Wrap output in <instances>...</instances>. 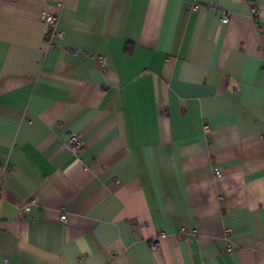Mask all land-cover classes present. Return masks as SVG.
I'll return each mask as SVG.
<instances>
[{
    "label": "crops",
    "instance_id": "obj_1",
    "mask_svg": "<svg viewBox=\"0 0 264 264\" xmlns=\"http://www.w3.org/2000/svg\"><path fill=\"white\" fill-rule=\"evenodd\" d=\"M0 264H264V0H0Z\"/></svg>",
    "mask_w": 264,
    "mask_h": 264
},
{
    "label": "built area",
    "instance_id": "obj_2",
    "mask_svg": "<svg viewBox=\"0 0 264 264\" xmlns=\"http://www.w3.org/2000/svg\"><path fill=\"white\" fill-rule=\"evenodd\" d=\"M253 14L255 16H257V9H253ZM43 20L45 22V24L47 25V36L50 37V41H53L55 38H59L62 36V33L60 32V30L58 29V17L54 14L51 13H44L43 14ZM229 16L225 13L223 14L221 23L223 25L228 24L229 23ZM100 60L103 62V65H106V60L105 58L101 57ZM70 147L73 151L78 152L80 150H82L83 148V141L80 139L79 136H73L71 139V144ZM216 176L217 177H221V171H217L216 172ZM61 222L63 223H67L68 222V215L65 212L61 213V218H60ZM231 230L228 229L227 233H230ZM164 233L161 234V237H164ZM159 246V243H155V248H157Z\"/></svg>",
    "mask_w": 264,
    "mask_h": 264
}]
</instances>
